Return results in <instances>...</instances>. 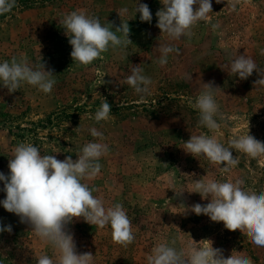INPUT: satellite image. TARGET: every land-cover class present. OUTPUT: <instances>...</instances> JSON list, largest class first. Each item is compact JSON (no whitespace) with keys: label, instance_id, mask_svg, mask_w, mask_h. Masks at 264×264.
<instances>
[{"label":"rangeland","instance_id":"obj_1","mask_svg":"<svg viewBox=\"0 0 264 264\" xmlns=\"http://www.w3.org/2000/svg\"><path fill=\"white\" fill-rule=\"evenodd\" d=\"M141 3L149 6L151 23L141 22L140 13H135ZM211 3L212 13L193 27V37L178 41L156 27L161 0H16L9 13L0 15V62L21 54L32 65L41 59L56 80L50 94L26 83L9 93L0 84V172L9 174L8 161L19 143H30L41 155L61 161L67 156L76 160L86 143L99 142L88 129L102 132L109 152L99 160L98 176L82 182L94 189L93 195L106 208L115 203L124 206L135 239L123 247L113 242L110 227L101 229L82 217L74 218L67 230L74 235L77 253L90 252L94 264H147L157 243L171 245L176 240L180 247L181 235L185 241H211L224 258L242 252L253 264H264V247L251 243L240 230L229 231L223 222L191 211L196 203L210 202V197L205 200L189 192L206 175L217 181L242 179L245 190L264 191V156L254 159L232 149L239 163L230 173H222L223 165L183 149L191 135L200 134L215 136L227 147L231 138L249 130V135L264 142V85L255 84L264 74L254 70L241 80L230 71L237 54L250 56L264 72V0ZM122 8L128 11L120 18L117 11ZM76 10L98 17L102 25L113 24V30L121 20L127 22L132 44L122 51L110 48L91 65H78L70 56L72 46L60 23ZM159 45L179 49L168 55L163 67L157 63ZM138 65L153 82L151 94L143 99L125 83L131 68ZM205 83L219 88L215 99L220 126L214 131L199 124V113L189 104ZM105 99L111 105V119L96 123L94 115ZM176 190L183 191L177 195ZM5 197L0 190V200ZM0 224L12 226L11 233H0V264H36V256L52 255L51 247L28 224L2 205Z\"/></svg>","mask_w":264,"mask_h":264},{"label":"clouds","instance_id":"obj_2","mask_svg":"<svg viewBox=\"0 0 264 264\" xmlns=\"http://www.w3.org/2000/svg\"><path fill=\"white\" fill-rule=\"evenodd\" d=\"M161 3L163 7L156 12V27L173 41L191 39L193 27L207 20L208 14L212 13L211 0H161ZM194 5H198L195 10ZM15 6L16 0H0V15L9 13ZM127 11V8H122L117 12L121 18ZM137 12L141 22L151 23L153 17L147 4L136 5ZM60 23L72 46L70 56L80 66L91 65L110 48L122 51L132 44L129 24L122 20L120 26L113 30V24L102 25L98 17L76 10L66 14ZM212 27L215 29L218 25ZM157 50L160 53L157 63L161 67L167 64L170 53L179 52L172 45H159ZM261 55H264V49ZM45 67L41 59L32 65L23 54L13 56L10 61L0 62V84L9 93L16 92L26 83L50 94L56 80L53 70H45ZM254 70L264 74L248 55L236 54L231 59L230 71L241 80L250 77ZM125 83L141 99L151 94L153 82L139 65L131 68ZM255 84L264 85V79L257 80ZM217 89L211 83H205L195 101L189 100L190 106L199 113V124L210 131L220 126L216 119L219 114L215 99ZM111 111V105L105 99L94 115L95 122L110 120ZM74 130H79V127ZM88 131L99 142L86 143L77 153L76 160L71 156L61 161L54 155H41L36 146L22 142L12 150V158L8 161L9 174L0 172V181L4 182L0 190L6 193L0 205L19 217L21 223L28 224L31 232L52 249L51 256L43 253L36 256V264H94V256L90 252L77 253L74 235L67 230V225L74 218L82 217L85 222L101 229L110 227L113 242L123 247H128L135 239L132 221L124 206L115 203L106 208L104 201L93 195L94 189L82 182L98 176L102 168L99 160L109 152L108 145L102 142L104 134L95 127ZM248 132L231 138L227 147L215 136L191 135L184 142L183 149L193 157L204 156L212 164L223 165L221 172L230 173L239 163L233 157L232 149L254 159L264 156V142ZM243 184L242 179L217 181L206 175L195 181L189 192L198 193L205 200L210 197V202L206 205L196 203L191 206V211L198 216L206 215L213 222H223L229 231L240 230L251 243L264 247V191L257 194L245 190ZM182 191L176 190L177 195ZM3 232L11 233L12 226L0 224V233ZM178 239L180 247H176V240L171 245L168 242L157 243L146 258L147 264H253L251 258L242 252H232L224 258L222 250L213 248L209 240H203L208 243L201 244L192 239L185 241L183 235Z\"/></svg>","mask_w":264,"mask_h":264}]
</instances>
